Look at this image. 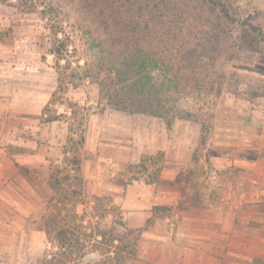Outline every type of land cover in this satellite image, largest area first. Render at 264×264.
Here are the masks:
<instances>
[{"label": "rangeland", "instance_id": "obj_1", "mask_svg": "<svg viewBox=\"0 0 264 264\" xmlns=\"http://www.w3.org/2000/svg\"><path fill=\"white\" fill-rule=\"evenodd\" d=\"M238 1L240 21L229 24L220 44L201 49L193 76L182 66L177 88H168L170 132L165 118L116 110L96 83L70 86L53 98L58 73L44 22L37 13L0 3V118L5 121L0 142L13 162L10 186L0 197V264L64 262L57 254L49 257L57 249L44 231L57 206L62 210L58 221L75 220L84 253L102 256L67 264H123L122 251L135 255L144 231L158 223L164 231L162 222L183 219L213 226L214 253L222 264H264V0ZM52 2L75 30V59H82L81 65L95 59L96 45L106 39L96 24L97 12L87 10L86 0ZM242 21L260 28L252 31ZM203 128L207 141L194 165ZM71 133L85 135L79 151L84 183L73 211L68 202L59 203L61 192L71 195L79 187L63 181L53 191L48 183L51 173L63 167ZM151 140L155 151L147 153ZM159 145L166 155L164 182L157 186L176 191L178 202L147 214L141 228L129 227L125 209L115 200L123 199L130 186L145 187L147 177L130 173L129 165L136 163L123 157L154 154ZM112 155L120 156L116 164Z\"/></svg>", "mask_w": 264, "mask_h": 264}, {"label": "trees", "instance_id": "obj_2", "mask_svg": "<svg viewBox=\"0 0 264 264\" xmlns=\"http://www.w3.org/2000/svg\"><path fill=\"white\" fill-rule=\"evenodd\" d=\"M86 1L87 10L93 11L92 14L97 12L96 24L104 31L106 39L96 45L100 51L95 53V59H84L82 65V59H75L78 53L75 30L65 12L55 6L52 0H0V3H6L25 14L37 13L44 22L52 39L51 54L55 58L54 68L58 73V87L53 98L57 93H65L70 86L79 88L86 81L96 83L116 110L165 118L170 132L173 124L167 118V107L173 99L168 88H177L182 66L193 76L194 70L198 68L195 61L201 49L209 44H220L219 39H222L221 35L225 34L229 24L240 21L237 19L239 1ZM241 24L255 32L260 28L251 21H242ZM259 30L262 35V30ZM88 33H92V29L89 28ZM205 53L203 57L213 62V57ZM171 95L174 96L173 92ZM206 141L207 134L203 128L193 152L194 165L202 159L199 148ZM84 143V133L77 137L71 133L63 148V167L53 171L48 182L53 191H57L63 181L71 180L79 187L71 195L68 192L62 195L61 192L59 203L68 202L72 205V211L75 207L73 199L82 195L84 176L79 151ZM165 155L163 150L144 154L138 164L129 165L128 171L145 175L148 185L161 184ZM179 182L180 174L174 184ZM68 213L70 215V211ZM61 214L62 210L57 206V211L51 212L49 221L45 223L44 231L50 244L57 249L55 255L49 254V257L56 259L57 254L63 258L61 264H67L84 258L87 253H84L85 247L75 220L66 219L61 223L58 221ZM92 242H96L95 239Z\"/></svg>", "mask_w": 264, "mask_h": 264}, {"label": "crops", "instance_id": "obj_3", "mask_svg": "<svg viewBox=\"0 0 264 264\" xmlns=\"http://www.w3.org/2000/svg\"><path fill=\"white\" fill-rule=\"evenodd\" d=\"M2 124H5V121L2 123V118H0V126ZM165 140H167V134L164 135ZM152 142V140L149 142L147 153L155 151V149H152L155 147ZM158 148H161V146L159 145ZM115 153L118 154L119 152H114V155ZM36 155L37 153L32 157L35 158ZM142 155H126L123 158H125L126 163L133 162L137 164ZM108 157L114 164L120 159V156L114 157L112 155ZM44 161H47V159L44 158ZM10 163L13 164L12 159L8 157L0 142V197L3 196L5 189L10 186L8 182ZM25 164L27 163L25 162ZM161 178L164 182L162 175ZM157 185L160 184L148 185L145 183V187L139 188L130 186L123 199L115 200L122 209H125L129 227L141 228L144 224L142 218H145L153 209L174 206L178 202L179 195L176 191L161 189ZM162 224L164 231L158 230L160 223L151 227L150 230L144 231L135 243V255L122 251L123 256H127L123 264H222L214 253L215 247L213 244L217 232L213 231V226L208 223L197 224L195 221L186 219L176 223L166 220ZM222 237H225V235H222ZM108 255L112 256L114 262L117 260L114 252ZM97 258H102V256L92 253L84 257L88 260Z\"/></svg>", "mask_w": 264, "mask_h": 264}]
</instances>
